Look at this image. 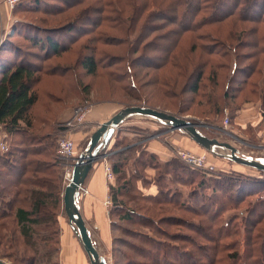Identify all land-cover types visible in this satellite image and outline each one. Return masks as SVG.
Masks as SVG:
<instances>
[{"label":"rangeland","instance_id":"374dc122","mask_svg":"<svg viewBox=\"0 0 264 264\" xmlns=\"http://www.w3.org/2000/svg\"><path fill=\"white\" fill-rule=\"evenodd\" d=\"M116 1L42 0L39 10L28 12L19 9L14 13L15 23H29L43 32H49L47 30L50 28H58L61 34L72 30L71 38L62 35L64 51L57 56L49 55V60H45V52L33 47L29 40L32 33L27 31V26L23 28L27 32L25 40L12 38V42L22 49L20 52L25 62H36L39 68L44 66V73L49 71L38 75V102L32 115L36 128L41 130L39 134H49L55 143L54 156L60 167L63 192L70 182L75 161L87 149L92 134L103 124L98 122L108 121L128 107L150 108L184 119L203 135L237 148L243 156L264 158V136L258 130L264 120L258 125L245 123L244 126L240 118L242 110L257 105L264 118V0H130L126 6L122 5L123 0L119 1L121 6ZM118 11L122 12L123 16H120L124 25L118 24ZM231 12H235L234 17L225 16ZM124 19L131 22H124ZM189 24H192L193 31H183V25ZM215 52L219 54L213 55ZM85 56L96 58L97 74L89 76L77 67L78 59ZM10 57L11 61L17 59L12 54ZM200 70L204 76L200 91L194 96L188 92ZM61 71L67 72V75L63 77L58 73ZM81 107L89 110L83 125L74 129L66 127V122ZM68 110L71 116L61 121V115ZM89 132V136L83 137L84 133ZM115 133L103 152L104 158L100 160H106V165L112 169L116 156L122 154L129 159L125 169L126 177L129 178L134 172L138 174L133 167L138 158L149 160L146 159L148 156L140 157V154L146 152L154 155L155 163L151 161V166H155L141 171L149 185L147 182L139 183L144 188L152 186L153 189L146 194L141 189L136 194L127 192L121 199L125 203L124 209L147 217H134L133 222L129 223L120 220L118 212L109 217L113 202L110 188L119 186L118 177L113 173L107 197L111 204L106 207L109 233L99 241L97 229L85 224L89 227L87 229L99 255L108 264H154V260L158 264H209V256H213L214 264H233L226 256L235 250L242 252L244 249L245 237L239 225L241 221L232 226V229L236 226L234 229L239 233L220 242L218 251L206 247L200 249L198 246L204 244L210 246L202 238L210 234L208 220L201 213L202 209L198 211L193 208L189 212L183 206L180 207V203L197 206L195 199L188 197L197 188L195 184L189 183L191 172L199 174L195 178L197 184L199 181L206 183L204 191L198 190L204 194L199 204L207 203L208 207L212 206V210H216L219 202L231 201L230 205H233L234 200L237 201L238 178L264 182V174L212 156L183 132L171 130L150 118L129 117ZM179 136L188 138L196 146L194 149L181 150L195 155L205 154L208 166H211L209 169H192L176 157L178 147L173 146L171 139H180ZM64 137L74 142L75 155L60 160L56 158L57 142ZM161 151L167 154H160V157L157 153ZM218 152L228 154L225 150ZM135 186L140 188L137 183ZM81 189L86 190L83 186ZM87 194V190L81 191L80 198ZM263 194L264 190L261 197L251 196L247 200L254 204L258 198L263 199ZM143 196L155 198L145 201ZM20 206L28 207L25 202L20 203ZM207 206L206 211L209 209ZM246 206L247 201L239 205L241 208ZM243 210L228 209L222 212L224 222L236 214L249 218L250 222L256 220L252 213L246 217ZM62 212L58 218L69 226ZM149 218L154 221L156 228L168 234L166 238L141 226ZM179 219L188 225H195L196 229L173 222ZM16 229L12 218L0 220V261L6 264H33L34 257L27 249V240L25 242ZM145 235L164 243L167 248L155 256V251L152 252L154 245L144 239ZM231 244L237 246L223 249ZM48 264H60L59 257L54 256Z\"/></svg>","mask_w":264,"mask_h":264},{"label":"trees","instance_id":"16d2710c","mask_svg":"<svg viewBox=\"0 0 264 264\" xmlns=\"http://www.w3.org/2000/svg\"><path fill=\"white\" fill-rule=\"evenodd\" d=\"M117 1V4L121 6L119 3L121 0ZM123 1L121 2L122 5L126 6L130 0ZM41 3L42 0H35L34 2L31 0H21L13 10L14 13L19 9L28 12L36 11L39 10ZM118 13L116 17L119 18L118 24L124 25L122 12L118 11ZM227 15L234 17L235 12L228 13L225 16ZM125 20L124 22H131V20ZM191 25H183L182 30L192 32ZM25 26H27V31L32 33L29 40L32 41L33 47L45 52V60H49V55L51 57L57 56L64 51L62 35L68 37L72 31L68 30L64 34H61L58 28H50V30H47L49 32H43L32 24L18 22L13 26L11 37L23 38L25 40L27 35V32L23 29ZM68 38H71V36ZM4 43L1 51L10 50V53L17 59L16 61H5V64L0 67V125L3 126L10 138L9 151L0 158V220L4 221L5 219L12 218V224L18 229L16 230L19 235L25 242L27 240V249L34 257L33 264H48L54 256L57 255L59 257L60 252L58 216L62 212L60 208L62 206L61 194L63 186L60 181V167L54 156L55 143L49 134H39L41 130L36 128V121L32 115V110L38 102V94L36 92V85L39 83L38 75L47 74L49 71L44 73V68H42L44 66H40L39 68L36 62H25L20 52L22 49H19L11 40H7ZM218 54L216 52L213 53V55ZM37 59L40 60L38 57ZM77 64V67L82 68L89 76H93L98 72V62L93 56L81 57L78 59ZM128 69L130 70V67ZM53 70H57V68ZM58 73L62 74L63 77L67 75L65 71ZM203 76V71L200 70L194 77V83L191 82L192 86L188 93L194 96L198 95ZM131 78L133 79L132 75ZM225 97L226 93L224 94ZM145 153L140 154V157L148 156L146 159L149 160L138 158L133 164L138 174L134 172L129 178L126 177L125 173L129 159L123 157L122 154L116 156L117 160H115L116 162H114L112 170L114 175L118 177L119 186H111L110 188V197L113 202L112 208L109 211V217L118 212V218L128 223L133 222L134 217L143 218L144 214H139L138 216L133 210L124 209L125 203L121 199L125 197L127 192L131 194L140 193L139 189L135 186L136 183L141 182L146 184L147 180L141 175V171L144 168L154 167L155 164L151 166V161L155 163L156 158L152 154ZM197 174L196 172H191V182L189 183L195 184L197 188L192 192V195H188L191 199H195L194 201L197 206H186L180 203V207L183 206L189 212L193 208L198 211L202 209L201 213L208 220L210 234L203 235L202 238L210 246L208 247L204 244V246H198V248L203 249L206 247L207 249L211 248V251H218L220 242L239 233L238 230L234 229L236 226L233 229L232 226L233 223H238L240 220L239 225L242 226V234L245 237L243 243L244 249L242 252L235 250L227 254L226 259L231 260L233 264H264V197H262L263 199L258 198L254 204L249 203V200H247L251 196H260L262 194L264 190L263 180L249 178H242L243 180H241L238 178L237 180H239L240 185L236 188L238 191L237 201L234 200L233 205H230L231 201L229 203L219 202L217 203L218 206L215 207L216 210H212V206L208 207L207 203L199 204L203 200L204 194L198 192V190L204 191L206 183L205 181H199L197 184L195 181ZM147 185H149V182H147ZM197 193L200 194L198 198L196 197ZM215 193L213 192V194ZM199 196H201V199H199ZM154 198V196H143L145 201H151ZM246 201L248 203L246 208L239 207L240 204ZM24 202L27 203V208L20 206V203ZM214 205L216 204L214 203ZM206 206L209 208L207 211ZM228 209H244L246 217L252 213L255 215L256 220L250 222L249 218L239 217L236 214L224 222L222 212ZM144 217L147 216L144 215ZM148 222L144 221L141 226L155 235L167 237L166 235L168 234L156 228L152 219L149 218ZM173 222H178L179 226L187 225L196 229L195 225L191 223L188 225L184 220L179 219ZM218 224L219 226H217ZM213 229L216 230L213 231ZM247 234H250V236H247ZM144 239L148 243H153L154 248L152 252L155 251V256L157 254L160 255L164 251L163 249L167 248L164 243L156 241L148 235H145ZM174 240L179 241L177 238H174ZM236 246V244H231L224 246L223 249H234ZM149 247H151L150 244ZM208 259L210 260L209 264L215 263L213 256H209ZM153 263L158 264L157 260H154Z\"/></svg>","mask_w":264,"mask_h":264},{"label":"water","instance_id":"95a60500","mask_svg":"<svg viewBox=\"0 0 264 264\" xmlns=\"http://www.w3.org/2000/svg\"><path fill=\"white\" fill-rule=\"evenodd\" d=\"M132 116L156 120L166 125L171 130L183 132L200 148L212 156L220 157L236 165L264 173V158L243 156L239 153L237 148L232 147L228 143L219 142L216 139L203 135L193 124L184 119L150 108L128 107L120 110L111 119L99 126L92 134L87 149L79 156L77 161H75L71 171L70 182L65 186L63 192V210L67 217L68 224L80 242L90 264L108 263L95 249L89 231L82 219L79 206L80 188L83 186L93 164L97 160L104 158L105 154H103V152L106 150L119 125ZM220 150H225L228 154H221L218 152ZM0 264L6 263L0 261Z\"/></svg>","mask_w":264,"mask_h":264},{"label":"crops","instance_id":"0c3cea01","mask_svg":"<svg viewBox=\"0 0 264 264\" xmlns=\"http://www.w3.org/2000/svg\"><path fill=\"white\" fill-rule=\"evenodd\" d=\"M16 18L14 17V10H11L6 4L0 3V67L5 64V61L10 60V50L1 51L3 47V43L7 40L12 41L13 34V26L16 22ZM5 44V43H4ZM1 75V68H0ZM71 116V112L68 110L61 115L60 120L66 121L68 117ZM240 118L243 120L244 126L246 124L251 123L252 125L260 124L261 120L264 118L261 115V108L257 106H251L248 109H244L241 111ZM107 121V120H106ZM106 121H100L99 124H102ZM60 122V121H59ZM246 123V124H245ZM83 125V124H82ZM1 130L5 131L3 126H1ZM257 128V127H255ZM261 135L264 136V124L261 127H258V130ZM118 131V129L116 130ZM94 132V129L92 133ZM117 133V132H116ZM114 133V134H116ZM1 134V133H0ZM259 134V135H260ZM90 135L84 133L83 137H87ZM180 139L172 138V144L175 148L178 147V150L181 149H194L195 144H191L190 140L184 136H179ZM113 139V137H112ZM111 139V140H112ZM156 154V152L152 151ZM162 151L157 153L161 157ZM165 154V153H164ZM162 154V155H164ZM167 154V153H166ZM165 154V155H166ZM106 160H100L93 164L91 171L89 172L83 187L87 190V195L85 197L80 198L79 206L80 213L84 220L86 226L92 225L98 231V240L101 241L107 234L109 233V220L106 212V208L103 206L104 200L107 199L109 193V183L107 182L104 174V166L106 165ZM149 175L150 173L147 172ZM149 180V179H148ZM112 183V182H111ZM111 185V184H110ZM139 190L146 193L150 192L152 186L150 187H142L139 183H137ZM64 219V218H63ZM61 219V220H63ZM60 253H59V262L60 264H90L87 256L85 255L83 249H81V245L72 231L71 227L66 224V222H60ZM89 228V227H87Z\"/></svg>","mask_w":264,"mask_h":264},{"label":"built area","instance_id":"2783aa9c","mask_svg":"<svg viewBox=\"0 0 264 264\" xmlns=\"http://www.w3.org/2000/svg\"><path fill=\"white\" fill-rule=\"evenodd\" d=\"M21 0H0V3L6 4L11 10L17 6V4ZM89 110L87 107H81L74 112V115L71 120L66 122L65 126L74 129L84 122L85 116L88 114ZM0 158L9 151V143L10 138L5 131L1 130L0 127ZM56 158L60 160H67L75 155V144L74 142L67 137L60 138L57 142V149H56ZM184 164L191 167L195 170H206L209 169L211 166H208L206 155H195L191 152H187L184 150H178L177 156ZM104 174L105 178L108 183L113 179V172L112 169L105 165L104 167ZM70 177V176H69ZM81 189V188H80ZM84 192L86 190L81 189L80 192ZM111 204V201L106 199L103 203V206L106 208L108 205Z\"/></svg>","mask_w":264,"mask_h":264}]
</instances>
